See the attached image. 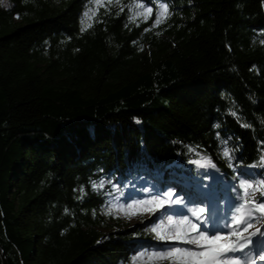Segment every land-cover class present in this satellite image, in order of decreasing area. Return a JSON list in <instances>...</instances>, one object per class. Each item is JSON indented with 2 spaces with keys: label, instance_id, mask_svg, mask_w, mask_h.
Masks as SVG:
<instances>
[{
  "label": "trees",
  "instance_id": "trees-1",
  "mask_svg": "<svg viewBox=\"0 0 264 264\" xmlns=\"http://www.w3.org/2000/svg\"><path fill=\"white\" fill-rule=\"evenodd\" d=\"M7 1L0 264L125 263L136 249L131 231L98 229L111 183L142 188L135 180L153 174L190 183L197 153L230 182L224 147L238 166L258 160L264 0H113L90 27L83 14L93 0ZM138 3L153 12L167 3L171 15L145 31L130 20ZM253 170L264 178V169ZM100 180L104 188L94 190Z\"/></svg>",
  "mask_w": 264,
  "mask_h": 264
},
{
  "label": "snow or ice",
  "instance_id": "snow-or-ice-1",
  "mask_svg": "<svg viewBox=\"0 0 264 264\" xmlns=\"http://www.w3.org/2000/svg\"><path fill=\"white\" fill-rule=\"evenodd\" d=\"M111 2L112 0H109V3ZM119 2L120 0H116V3ZM95 3L99 6L100 0H95ZM136 7L143 10L137 11L130 20L135 22L143 17L147 22L153 14V8L143 4H137ZM121 11H124L123 7ZM95 14L90 8L83 15L87 19H92ZM170 15L169 5L160 4L155 13L153 27H158ZM261 43L264 44V41ZM231 114L237 118V122H240L235 112ZM136 123L139 124L140 121L136 120ZM241 127L249 128L251 125L241 123ZM221 143L227 145L228 140H221ZM261 144L258 160L247 165L248 169H264V141ZM232 152L233 150L228 147L222 150V156L229 162V168H233ZM196 155L199 159H190V164L197 168H216L211 157L201 156L199 153ZM250 176L248 172L235 173L233 179L237 183L233 186V190L238 193L237 203L232 206L230 214L216 231L210 229L205 207H188L183 197L174 199L176 193L171 189L148 194L147 198H133L126 203L111 205L105 214L112 215L113 209L127 219L144 214H160L148 231L165 247L143 249L132 257L131 264H262L264 262V178L253 180ZM92 187L94 190L103 189L104 181L100 180L98 183L93 181ZM116 191H120L118 187ZM257 193L260 194V198H257ZM174 205H183L186 213L174 216L169 211Z\"/></svg>",
  "mask_w": 264,
  "mask_h": 264
},
{
  "label": "rangeland",
  "instance_id": "rangeland-1",
  "mask_svg": "<svg viewBox=\"0 0 264 264\" xmlns=\"http://www.w3.org/2000/svg\"><path fill=\"white\" fill-rule=\"evenodd\" d=\"M2 4L5 6L9 5L7 0H2ZM109 4H110L109 0H100V5L97 6L95 0H93L92 3L88 6L86 11H88L91 8L95 13H97L101 6L105 8H109ZM136 5L137 4L134 5L135 9L132 11V16L137 11L143 10V9H138ZM159 5L160 4L157 3L156 11L158 10ZM145 6L150 7L149 5H145ZM155 13L156 12H153L151 17L147 20V22L144 21L143 17H140L135 21L136 24L137 25L143 24L145 29L156 28L153 27V21L155 20ZM93 18L87 19L84 17L85 24H90ZM194 159H199V156H197ZM231 163L233 164L232 169L235 170L234 171L235 173L248 172L251 174L250 176L251 179L253 180L261 179V176H259L255 170L248 169L245 166H238L234 162V159L231 161ZM194 167L198 171V176L190 177L191 179L190 184L183 183L182 185H178L175 182L164 181L158 174H153L150 179H146L144 181H140L141 180L140 178L139 180L136 179L135 184H138L139 182H143L142 188L139 187L135 189H129L130 188L129 184H124L122 188L119 189L120 191L118 192L116 191V187H118L119 181L117 180L116 182L110 184L112 190L107 193V200H106L107 207L104 211L102 210L105 220L102 222L101 226H98V229L103 232H109L116 229H129L132 233L131 239L136 242V249L130 255L129 260L125 263L119 262L118 264H131L132 257L139 251L143 249H161L165 247V245L155 240L153 234L150 231H148L152 223L155 222L159 217L160 215L159 213H157L156 215H150V214L138 215V216H134L131 219H127L122 214L117 213L113 209L112 215H106L105 212L111 205L126 203L127 201L133 198L136 199L147 198L148 194H154L159 191L171 189L176 193V197H174V199L178 197H183L185 200V204H187L188 207H205L206 215L209 218V226L211 230L216 231L219 229V225L230 214L232 210V206L235 203H237L236 196L238 193L237 191L233 190V186L237 183V181L235 179H232V181L230 182H224L220 176L218 177L217 175H215L214 169L197 168L195 165ZM211 175H215L217 177L216 178L217 181L215 182V183L218 182L217 185H214V183L211 181L210 178ZM145 190L148 191L146 192ZM121 192L123 193L122 196H121ZM256 195L260 196L259 193H257ZM169 211L174 216H179L181 214L186 213V208L183 205H174L172 209H170ZM257 227H261V225H257ZM136 228H140L146 232H149L151 236H148L147 238L141 237L139 234L135 232ZM254 230L255 229H252V231ZM262 264H264V262H262Z\"/></svg>",
  "mask_w": 264,
  "mask_h": 264
},
{
  "label": "bare ground",
  "instance_id": "bare-ground-1",
  "mask_svg": "<svg viewBox=\"0 0 264 264\" xmlns=\"http://www.w3.org/2000/svg\"><path fill=\"white\" fill-rule=\"evenodd\" d=\"M209 192V191H208ZM219 220V219H218ZM217 226V225H216ZM214 227V226H213ZM211 229V228H210ZM216 229V228H215Z\"/></svg>",
  "mask_w": 264,
  "mask_h": 264
}]
</instances>
